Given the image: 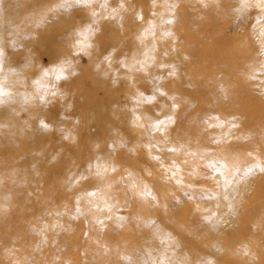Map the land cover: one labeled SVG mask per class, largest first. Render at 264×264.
I'll use <instances>...</instances> for the list:
<instances>
[{"label":"clouds","instance_id":"obj_1","mask_svg":"<svg viewBox=\"0 0 264 264\" xmlns=\"http://www.w3.org/2000/svg\"><path fill=\"white\" fill-rule=\"evenodd\" d=\"M185 23L239 62L194 79ZM239 88L264 98V0H0V264H252Z\"/></svg>","mask_w":264,"mask_h":264},{"label":"rangeland","instance_id":"obj_2","mask_svg":"<svg viewBox=\"0 0 264 264\" xmlns=\"http://www.w3.org/2000/svg\"><path fill=\"white\" fill-rule=\"evenodd\" d=\"M185 12L191 17V12H188L187 9H185ZM198 31L204 32L206 35H198ZM199 36L202 37L199 38ZM181 39L184 41L185 50L190 49V54L193 57L191 62L184 67V71L190 74L194 79L196 77L207 78L212 74L214 66L230 65L239 62L238 54L235 51L239 37L226 36L224 30L217 28L215 25L210 24L203 29H197L194 24L185 23ZM94 85V79L90 78L89 73H86L84 78L78 82L77 86L82 88L85 92L95 95L96 90ZM186 94L193 98H196L198 95L192 92H186ZM120 95H122V93H120ZM101 96H103V93H101ZM235 109L245 116L246 120L244 126L246 128H264V98L248 92L243 88H239L236 90L235 94ZM257 166L259 168L264 166V158L257 161L256 164L253 165V168ZM258 195L259 193H252L246 197L249 199L250 209V215H246V227L248 228L246 231L236 233L243 241H248L252 238H257L259 241L264 239V226H261L255 233H253L251 229V224L255 222L254 212L256 207H258L257 201L260 200ZM262 221H264V219H261V222ZM262 250L255 251L256 255L259 256L263 254L264 251ZM232 262L233 264H244L243 261L233 257Z\"/></svg>","mask_w":264,"mask_h":264},{"label":"bare ground","instance_id":"obj_3","mask_svg":"<svg viewBox=\"0 0 264 264\" xmlns=\"http://www.w3.org/2000/svg\"><path fill=\"white\" fill-rule=\"evenodd\" d=\"M202 36H199L201 38ZM232 50V49H231ZM227 52V51H226ZM225 52V53H226ZM221 53V52H220ZM179 55V53H178ZM207 62V61H206ZM90 78L94 79L89 73ZM95 82V81H94ZM247 183L242 186L244 191V201L242 202L239 209V219L237 221V227L234 230H229L225 233L226 244L231 245L233 241L239 242L242 239L236 234L240 231H246V215H250L249 212V199L248 197L252 193H259L260 200L257 201L258 207H256L254 212V221L261 218V213H264V171H253L252 175L246 177ZM248 195V196H247ZM261 226H264V221L261 222ZM247 242H251L254 251L262 250L264 251V239L259 241L257 238H252ZM257 256V255H256ZM220 264H233L232 257H229L227 254L221 258ZM252 264H264V252L257 256L256 260Z\"/></svg>","mask_w":264,"mask_h":264},{"label":"snow or ice","instance_id":"obj_4","mask_svg":"<svg viewBox=\"0 0 264 264\" xmlns=\"http://www.w3.org/2000/svg\"><path fill=\"white\" fill-rule=\"evenodd\" d=\"M261 169L264 170V166H261Z\"/></svg>","mask_w":264,"mask_h":264}]
</instances>
